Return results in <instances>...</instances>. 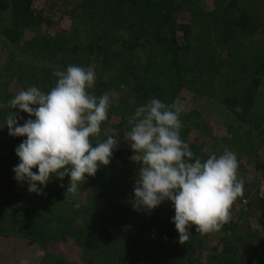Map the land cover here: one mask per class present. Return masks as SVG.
Returning a JSON list of instances; mask_svg holds the SVG:
<instances>
[{
	"label": "trees",
	"instance_id": "trees-1",
	"mask_svg": "<svg viewBox=\"0 0 264 264\" xmlns=\"http://www.w3.org/2000/svg\"><path fill=\"white\" fill-rule=\"evenodd\" d=\"M259 2L264 4V0H214L208 12L203 0H73L68 3L71 18L76 21L80 16V26L87 31V38L79 41L77 34L70 38L64 31L54 35L43 32L41 26L50 20L34 10V0H0V35L10 42L9 54L0 61V121L12 111L25 115L12 109L9 101L30 86L49 92L57 81L54 71H66L68 65L92 68L96 80L107 73L108 77L113 73L118 76L113 77L116 82L101 83L98 91L109 93L108 84L115 86L118 95L112 97L109 112L114 115L117 104L116 115H121L113 126L112 136L118 139V148L111 163L80 182L77 196L66 194L68 176L63 180L53 177L42 195L30 193L27 183L20 196L0 188V253L8 256L7 240L18 237L29 244L22 250L28 247L31 252L35 244L43 248L53 244L66 247L68 255L48 250L39 264H264V190L253 193L244 177L239 176L244 180V192L232 205V219L215 232L220 241L204 256L207 238L196 231L195 225L189 229V240L179 243L180 234L172 223L173 205L166 209L161 204L150 213L133 210L130 200L134 198L140 164L132 160L134 152L127 135L130 125L119 112L123 106L124 113L126 105L123 94L133 100L129 102V113L138 108L136 102L143 106L153 97L179 106L178 99H184L180 94L190 83L194 95L208 97L226 133L214 136L210 124L213 112L205 117L208 110L205 114L193 108L183 110L180 136L190 145L194 159L204 161L216 154V145L225 146L224 152L236 153L238 171L251 164L250 173L260 172V182H264V39L252 40L253 44L241 40L243 34L259 31L264 24ZM237 7L239 16L231 11ZM182 9L191 11V24L177 22L175 15ZM196 24L199 44L195 49L191 33ZM134 29L136 35L132 33ZM29 32L33 37L26 40ZM118 43L120 52L115 54L120 53V57L114 59L108 52L117 49ZM228 44L236 50L231 45L225 47ZM217 46L227 51L222 60L215 54ZM145 47L147 53H156V62L146 67L152 75L157 74L155 78H146L147 74L135 66L141 65L140 53ZM191 49H195L196 58L190 66L193 74L186 79L181 60ZM59 56L58 63L51 64ZM213 62L216 66L211 69L208 64ZM169 73H176L178 81L162 76ZM221 77L230 78L225 82L228 89L217 88ZM12 83H16L14 90L10 88ZM18 85L21 90L17 92ZM104 125L107 123L101 127ZM206 138L216 143L213 153L205 150L202 139ZM3 143L0 140L6 150L15 145ZM0 161L9 162L7 169L11 172L20 162L11 156H0ZM5 174H0V187L4 186ZM83 193L85 200L80 197ZM246 202V211L242 210L244 214L237 219L236 207ZM249 216H256L254 225ZM239 219L244 220L242 225Z\"/></svg>",
	"mask_w": 264,
	"mask_h": 264
},
{
	"label": "clouds",
	"instance_id": "clouds-1",
	"mask_svg": "<svg viewBox=\"0 0 264 264\" xmlns=\"http://www.w3.org/2000/svg\"><path fill=\"white\" fill-rule=\"evenodd\" d=\"M54 75L57 81L49 92L30 86L9 101L12 109L30 117L24 120L12 111L6 118L10 136L26 137L15 149L20 162L13 168L14 179L26 182L30 193L42 195L53 177L68 176L66 194L75 197L80 182L95 176L101 165H109L118 148V139L107 130L105 139L93 143L108 120L112 98L108 93L92 94L96 73L90 67L68 65ZM182 112V107L153 97L130 117L127 135L132 159L140 164L130 200L133 210L150 213L171 201L172 223L180 234L179 243L185 244L192 225L208 234L219 232L232 219L230 210L243 195L244 180L238 176L233 151L212 154L204 161L194 159L190 145L180 136Z\"/></svg>",
	"mask_w": 264,
	"mask_h": 264
},
{
	"label": "rangeland",
	"instance_id": "rangeland-1",
	"mask_svg": "<svg viewBox=\"0 0 264 264\" xmlns=\"http://www.w3.org/2000/svg\"><path fill=\"white\" fill-rule=\"evenodd\" d=\"M72 2L73 0H34V10L40 14L43 18H48L50 20V25L49 24H44L42 25V29H43V32H45L46 34H50V35H54L56 34L57 32L59 31H64L66 32V35L67 37H70L72 38V36L74 37V34H77L76 37L79 41H81L82 39L84 40V38L86 39V29L84 27H81L80 26V22L82 20V18H80V16H76V21L73 20V18H71V15H70V11L72 8L70 5H68L69 2ZM260 6H261V10H260V13L263 12L264 13V4L262 2H259ZM203 7L206 11L210 12L213 7H214V0H203ZM234 14H237V16H239L240 12L239 11V8H235L234 10H231ZM176 19H177V22L179 24H191L193 22V16L191 14V11H186L185 9H182L181 11H179L176 15ZM3 24H6V21H4ZM146 25H148L149 23L146 22L145 23ZM75 30H78V31H75ZM133 34L136 35V30L134 29L132 31ZM197 33H198V28H197V24L194 26V29H193V34L191 33L192 37H191V41H192V48H197V45L199 44V41H198V36H197ZM122 33L119 32L118 35H121ZM144 34V33H143ZM179 36H183L182 33H179ZM33 37V34L31 32L27 33L26 36H25V39H30ZM116 37V36H114ZM135 38H141L139 36H134ZM242 42L244 43H251L253 44V42L255 41H252V40H256V39H264V24L263 26H261L260 30L259 31H256L254 33H245L243 34L242 36ZM184 39V38H183ZM71 42L73 43V40L70 39ZM186 41V40H185ZM7 42V43H5ZM7 45H10V42L6 41V39L4 40L3 36L0 35V61H4L6 58V56L9 54V48ZM117 45H119L117 47V49H111L108 53L110 55H112L111 57H113L114 59L118 57H120V53L118 54H115L116 52H120V47L121 45L118 43ZM147 45V44H146ZM231 45V44H230ZM229 44L225 47H229L230 46ZM231 47L233 48L234 46L231 45ZM195 49H191L190 51H187L186 53H184V55H182V65H183V74L184 76L186 77V79H188V77L190 78L192 76V72H191V64L193 63V61L195 60L196 58V51ZM217 50H214L215 51V54L216 55H219V59L222 60L221 56L223 55V52H225V54L227 53V51H223V49H221L220 47H216ZM235 49V48H233ZM236 50V49H235ZM81 53H83L81 51ZM155 51L154 50H149L148 53H147V47L144 48V50L140 53V61H141V65L138 64V65H135L136 67L140 68L141 69V72H144V74H147L146 75V78H155L157 74L155 75H152L150 72L151 70L149 69V73L146 69L147 66L151 67L156 61H155V58H153V56L155 55ZM224 54V55H225ZM122 57V56H121ZM61 58V56H59L56 61L54 63H51L53 65L57 64L59 59ZM95 59H93V63L94 65L96 66L97 65V62H94ZM150 61V63H149ZM214 63V62H213ZM205 64V63H204ZM146 65V66H145ZM234 64H232V66H234ZM60 66V65H58ZM144 66V67H143ZM216 66V63L212 64H208V67H210L211 69H213L214 67ZM204 67V65H203ZM157 68V71L161 72L162 74V69L159 68V66L156 67ZM109 74V73H107ZM107 74H103L101 77L102 79L101 80H96L95 82V86L92 90H90L92 92L93 95L97 96V97H100L102 96L103 94H105V92H103L101 90L98 91V88H99V85L104 82H107V83H110V82H116L114 80L113 77H117L118 76H114V73L113 75L111 74L109 77L107 76ZM162 76H164L165 78H167L166 80H171V81H178V77L176 76V73H169V74H163ZM230 78L228 77H221V83L219 85V87H217L218 85H216V87L219 89V88H223V89H228V86H225V82H230V81H227L229 80ZM165 80V81H166ZM16 83H12L10 84V88L11 90H14V86H15ZM107 88L109 89V95L110 97H114L117 96V92L115 90V86L113 85H110L108 84ZM17 92L19 90H21V86L19 87V85L17 86L16 88ZM195 92L193 91L190 83L187 85V87L184 89V91L182 92V94H180V97L184 98V99H181L179 98L178 101H177V104L183 108V110L185 111H189L190 108H193L195 110H199V112L201 113H204V111H207L208 112L205 114V117L206 116H210V114H212L213 112V116H211V128L214 132V136L219 138V137H222L223 135L222 134H226L224 133V129H223V126L221 124V122L219 123L218 120H219V117L218 115H214V106L213 104L210 103V100L203 97V96H196L194 95ZM123 97L124 99L126 100V105H124V113L122 112V107H120V111L122 113V115L124 114L125 115V118H126V121L129 122V119L130 117H132L134 113H129L128 111V108L131 107L132 108V105H130L129 102H133V100L131 99V97L129 95H126V94H123ZM116 106V111H115V114L114 115H111L110 112H108V120L105 121V123H107V125L103 128H102V131H101V136L106 138L104 136V131L107 130L108 133L110 135H113L115 134V131H114V125H117L118 122H119V117L118 116H121V115H116L117 113V110H118V105L115 104ZM136 106L137 107H140L142 106V104H140L139 102H136ZM214 117V120L212 119ZM23 118L24 120H27L29 119V115L26 113L25 115H23ZM34 119V117H32ZM217 118V119H216ZM24 120H21L20 123L23 124ZM223 132V133H222ZM100 136V137H101ZM4 139H7L8 141L4 140ZM26 139V137H13V136H10L9 133H8V129H7V125H6V118H4L2 121H0V140L9 144H13L12 142L15 143V145H10V149L6 150L4 149L3 147H5V145H2L0 146V156L2 157H12L13 159H18L19 160V157L17 156L16 154V151L15 149L18 147V145L20 143L23 142V140ZM98 139V138H97ZM93 140H96V139H93ZM203 143L205 144V150L207 151V153H213V149L215 146V141H213L211 138H206V139H202ZM3 143V144H5ZM216 155L220 156V154L222 153L221 151L225 150V146L222 147V146H219V145H216ZM259 153H261V155H263V152L259 150ZM12 154V155H11ZM223 154V153H222ZM133 160V159H132ZM137 162V161H135ZM9 162H5V161H0V174L3 173L5 174L6 178L5 180L3 181L4 182V186L3 187H0V188H3V190H5L6 192H12L13 194L12 195H18L20 196V194L23 192V188L25 185V183L21 184L19 182H17L15 179H14V176L15 174H12L14 173L13 171L11 172L10 170L8 171L7 169V166H8ZM245 169L244 170H241V171H238V176L240 177H244L246 179V182L248 184H250L252 186V191L253 193L256 192V190H264V182H260L262 181V177H261V173L258 172V173H253L251 174L250 173V170L253 169V166L250 164V165H245L244 167ZM106 169V166L104 165H101L98 169V171H103ZM34 172H37L38 169H33ZM247 171V172H246ZM121 180V179H120ZM0 183H1V180H0ZM2 184V183H1ZM0 184V185H1ZM28 185V184H27ZM60 187H58V190L61 191V189H59ZM130 190H132L130 188ZM0 191H2V189H0ZM134 192V191H133ZM85 193H83L82 195H80L81 198H83V200H85ZM11 197V196H10ZM13 197V196H12ZM246 203H243L242 205H238L235 209V212H239V213H236V218L238 219V217L240 215H243L244 212L242 210H244V206L243 205H246ZM162 205L164 207H166V209H168V207L172 206V202L171 201H164L162 203ZM246 211V209L244 210ZM171 212V211H170ZM243 212V213H242ZM250 217V216H249ZM248 217V218H249ZM256 216H252L249 218L250 222L254 225V223L256 222L257 219H255ZM239 225H242L244 223V220L242 219H239ZM202 236H206L207 238V244H206V248H205V252H203V256L207 254V250L209 248H212V247H215L220 240H218V238L216 237V234L215 232H212V233H208V234H203ZM221 237V236H219ZM205 238V240H206ZM8 243L6 245V247L8 248V256L7 255H4L3 252L0 253V262H3V263H7V264H39L41 263V260L42 258L44 257V255L48 252H51V253H54V254H62V255H66L67 252H65L66 250V247L65 248H61V247H55V244L53 245H48L47 247L43 248L41 246H38V245H33L34 246V251L31 252L30 250H28L29 248L27 247L26 249L22 250L23 248V245H26V243L24 242V240L22 239H19L18 237H11L10 239L7 240ZM28 244V243H27ZM29 245V244H28ZM72 245V244H71ZM222 248V247H220ZM70 249V248H69ZM68 250V249H67ZM31 252V253H30ZM30 253V254H29ZM70 253V252H69ZM68 255V254H67ZM2 264V263H1Z\"/></svg>",
	"mask_w": 264,
	"mask_h": 264
}]
</instances>
